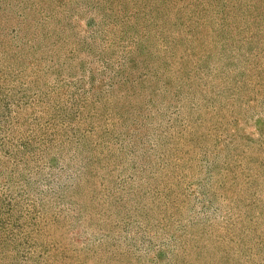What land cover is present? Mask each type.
<instances>
[{
	"label": "rangeland",
	"instance_id": "rangeland-1",
	"mask_svg": "<svg viewBox=\"0 0 264 264\" xmlns=\"http://www.w3.org/2000/svg\"><path fill=\"white\" fill-rule=\"evenodd\" d=\"M0 264H264V0H0Z\"/></svg>",
	"mask_w": 264,
	"mask_h": 264
}]
</instances>
